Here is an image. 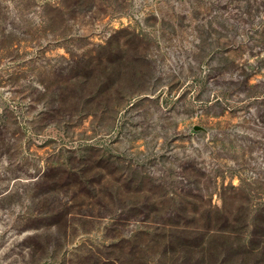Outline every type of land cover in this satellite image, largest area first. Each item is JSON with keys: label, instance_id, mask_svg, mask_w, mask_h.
Wrapping results in <instances>:
<instances>
[{"label": "rangeland", "instance_id": "obj_1", "mask_svg": "<svg viewBox=\"0 0 264 264\" xmlns=\"http://www.w3.org/2000/svg\"><path fill=\"white\" fill-rule=\"evenodd\" d=\"M262 23L264 0H0V264H112L134 229L115 220L136 200L129 175L141 199L155 188L250 224L264 203ZM230 185L241 198L223 206Z\"/></svg>", "mask_w": 264, "mask_h": 264}, {"label": "trees", "instance_id": "obj_2", "mask_svg": "<svg viewBox=\"0 0 264 264\" xmlns=\"http://www.w3.org/2000/svg\"><path fill=\"white\" fill-rule=\"evenodd\" d=\"M259 28L257 37L264 47V23L260 24ZM128 177L123 182V186L127 193L131 192L135 195L136 200L126 208V211H122L123 217L118 216L115 220L125 227V221L132 220L134 229L129 232L127 239L119 237L108 247L112 251L110 255L116 257L112 264H121L124 260L125 264H142L141 253L147 250L158 251L160 257L168 260L169 264H184L189 261L186 257L189 249L199 246L202 248L197 252L201 254L202 249L205 255L202 262L197 264L215 262L219 255L218 264H264V203L256 206L250 224L239 222L240 215L232 214L224 207L214 208L215 210L209 208L201 213L193 211L191 214L182 211L189 202L184 198H181V201L176 200L175 193L172 194L173 197H169L167 193L156 194L155 188H150L143 199L139 198L136 195L140 192L139 187H131L133 180ZM130 187L133 190L128 189ZM229 192L231 193L226 196ZM237 192L239 189L230 185L225 197L221 198L223 206L233 199L237 201L241 198ZM171 201L173 202L168 209L163 211L159 209L160 206ZM177 206L181 208L176 210ZM110 230L112 232L118 230L115 223ZM210 233L212 236H209ZM208 236L210 239L206 241ZM128 242L131 244L130 247H126ZM125 247L128 252L122 254ZM115 251L118 252L114 254ZM221 254L224 255L222 258ZM92 261L94 264L99 263L95 257Z\"/></svg>", "mask_w": 264, "mask_h": 264}, {"label": "water", "instance_id": "obj_3", "mask_svg": "<svg viewBox=\"0 0 264 264\" xmlns=\"http://www.w3.org/2000/svg\"><path fill=\"white\" fill-rule=\"evenodd\" d=\"M200 128L196 127L195 130H199Z\"/></svg>", "mask_w": 264, "mask_h": 264}]
</instances>
